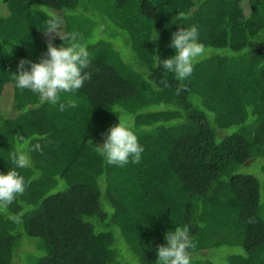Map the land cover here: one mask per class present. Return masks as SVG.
<instances>
[{"label": "trees", "instance_id": "1", "mask_svg": "<svg viewBox=\"0 0 264 264\" xmlns=\"http://www.w3.org/2000/svg\"><path fill=\"white\" fill-rule=\"evenodd\" d=\"M83 1L0 0V173L30 158L24 193L0 207V264H158L185 226L191 264H264V0ZM60 24L91 55L64 111L14 80L62 44L47 35ZM192 25L205 54L178 80L158 64ZM119 120L138 164L100 154Z\"/></svg>", "mask_w": 264, "mask_h": 264}, {"label": "clouds", "instance_id": "2", "mask_svg": "<svg viewBox=\"0 0 264 264\" xmlns=\"http://www.w3.org/2000/svg\"><path fill=\"white\" fill-rule=\"evenodd\" d=\"M56 35L62 44L53 46L49 42L47 52L39 62L22 59L17 65L14 80L18 89L36 94L41 103L59 104V110L64 111L65 108H75L77 105L74 101L60 103L61 93H73L91 78L85 71L91 63V55L86 46L76 42L78 34L72 33L67 37ZM157 39L158 33L153 41ZM169 46L175 50V54L160 60L158 66L166 72L174 73L178 80L189 78L195 64L205 54V46L199 40L198 27L192 25L179 28L172 33ZM98 148L106 164L119 167L129 163L138 164L144 152L131 127L120 120L109 128ZM12 160L15 168L0 173V207L10 205L26 188L25 178L16 169L28 167L30 158L23 153H14ZM165 239L167 244L159 245L156 249L158 264H191L189 249L195 245L188 227H175L174 231H167Z\"/></svg>", "mask_w": 264, "mask_h": 264}, {"label": "rangeland", "instance_id": "3", "mask_svg": "<svg viewBox=\"0 0 264 264\" xmlns=\"http://www.w3.org/2000/svg\"><path fill=\"white\" fill-rule=\"evenodd\" d=\"M88 1L91 4L93 0H84L83 2H87L88 3ZM90 14H92V13L90 12L89 15ZM51 31H53V32H49L47 34L48 37H54V38L59 39L60 37L57 36L56 34L63 35V36H66V37L68 36L64 32V29H63V25L62 24H60L58 27L53 28V30H51ZM97 32H99V30ZM98 34L100 36V33H97L96 35H98ZM59 45H61V44H59ZM53 46H58V45L53 44ZM46 52H47V46L39 50V57L42 58L43 56H45ZM4 94H5L4 97L0 100V107H1L0 110L3 111V112L7 110L8 106L12 102V95H11L12 92H11V89H7ZM26 250L27 251H30V250H32V247H27Z\"/></svg>", "mask_w": 264, "mask_h": 264}]
</instances>
